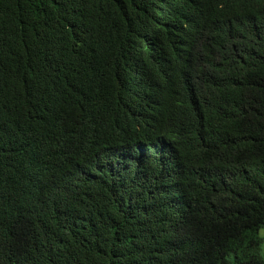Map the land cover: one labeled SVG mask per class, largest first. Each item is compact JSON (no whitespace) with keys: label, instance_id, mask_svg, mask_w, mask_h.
<instances>
[{"label":"trees","instance_id":"obj_1","mask_svg":"<svg viewBox=\"0 0 264 264\" xmlns=\"http://www.w3.org/2000/svg\"><path fill=\"white\" fill-rule=\"evenodd\" d=\"M84 77L156 104L119 131ZM261 231L264 0H0V264H264Z\"/></svg>","mask_w":264,"mask_h":264},{"label":"clouds","instance_id":"obj_2","mask_svg":"<svg viewBox=\"0 0 264 264\" xmlns=\"http://www.w3.org/2000/svg\"><path fill=\"white\" fill-rule=\"evenodd\" d=\"M147 79L149 80V78L146 77V81ZM124 84L127 87V81H124ZM147 85L148 81L146 86ZM113 97L114 99L111 98L107 88L100 89L94 79H90V77H84V79L80 81L76 87H74L68 94L65 95L64 99L70 103L77 104L79 111H87V114L93 116L92 119H97L100 122L105 123L113 121L117 130L119 131L138 129L139 120L143 115L147 114L144 113L148 111L147 106H149L150 103H155L153 98H149L148 95H143L139 100H133L129 102L123 99L116 101L114 95ZM37 101L38 108L40 107L42 109V107L39 105V100ZM33 102L34 96L32 94L26 105L30 107L33 105ZM10 105V109H13V111H16L19 108L16 107L17 105ZM42 110H46L45 112L48 114V117L52 122V124L48 127H45L42 132L44 133L50 130L58 131L56 137H54L48 145L44 146L45 150H52L53 145L57 141V138L61 136V133L66 128L73 126H67L65 124H61L58 121H54L53 114L50 111L44 108ZM48 112L51 113V115Z\"/></svg>","mask_w":264,"mask_h":264},{"label":"rangeland","instance_id":"obj_3","mask_svg":"<svg viewBox=\"0 0 264 264\" xmlns=\"http://www.w3.org/2000/svg\"><path fill=\"white\" fill-rule=\"evenodd\" d=\"M260 234H261V236H262L263 239H264V231H261ZM262 252L264 253V242H263V244H262Z\"/></svg>","mask_w":264,"mask_h":264}]
</instances>
